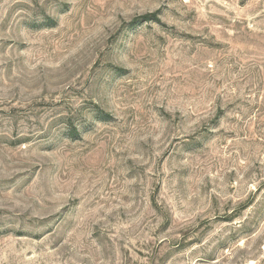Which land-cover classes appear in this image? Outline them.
<instances>
[{
	"label": "rangeland",
	"instance_id": "1",
	"mask_svg": "<svg viewBox=\"0 0 264 264\" xmlns=\"http://www.w3.org/2000/svg\"><path fill=\"white\" fill-rule=\"evenodd\" d=\"M0 264H264V0H0Z\"/></svg>",
	"mask_w": 264,
	"mask_h": 264
},
{
	"label": "trees",
	"instance_id": "2",
	"mask_svg": "<svg viewBox=\"0 0 264 264\" xmlns=\"http://www.w3.org/2000/svg\"><path fill=\"white\" fill-rule=\"evenodd\" d=\"M151 16H152V15H146V16H144V18H148V19H149ZM148 19H147V20H148ZM74 130H75V132H76V128H74Z\"/></svg>",
	"mask_w": 264,
	"mask_h": 264
}]
</instances>
